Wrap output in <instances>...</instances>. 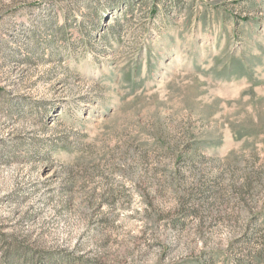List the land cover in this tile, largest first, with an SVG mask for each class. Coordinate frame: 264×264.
Wrapping results in <instances>:
<instances>
[{"label": "rangeland", "instance_id": "obj_1", "mask_svg": "<svg viewBox=\"0 0 264 264\" xmlns=\"http://www.w3.org/2000/svg\"><path fill=\"white\" fill-rule=\"evenodd\" d=\"M0 264H264V0H0Z\"/></svg>", "mask_w": 264, "mask_h": 264}]
</instances>
